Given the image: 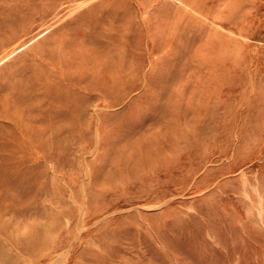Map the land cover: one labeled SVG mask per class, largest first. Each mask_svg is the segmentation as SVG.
<instances>
[{"label": "rangeland", "instance_id": "1", "mask_svg": "<svg viewBox=\"0 0 264 264\" xmlns=\"http://www.w3.org/2000/svg\"><path fill=\"white\" fill-rule=\"evenodd\" d=\"M261 189L264 0H0V264H264Z\"/></svg>", "mask_w": 264, "mask_h": 264}, {"label": "bare ground", "instance_id": "2", "mask_svg": "<svg viewBox=\"0 0 264 264\" xmlns=\"http://www.w3.org/2000/svg\"><path fill=\"white\" fill-rule=\"evenodd\" d=\"M36 35H34V36H30V37H28V38H30V39H28L26 42H28V41H31L34 37H35ZM20 47V46H19ZM19 47H16V48H14V49H12V50H14L15 51V49H17V48H19ZM251 187V186H250ZM255 191H256V189H255ZM261 191H264V190H262L261 189ZM257 192H258V190H257ZM264 193V192H263ZM263 193H261V194H263ZM261 196V195H260ZM262 198V197H261ZM261 210V209H260ZM257 211H258V209H257ZM259 214V213H258ZM261 214V213H260ZM264 224V223H263Z\"/></svg>", "mask_w": 264, "mask_h": 264}]
</instances>
